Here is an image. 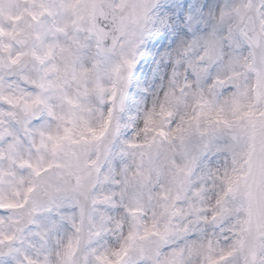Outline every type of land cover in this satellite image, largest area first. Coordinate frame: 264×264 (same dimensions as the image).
Instances as JSON below:
<instances>
[{
    "label": "snow or ice",
    "instance_id": "obj_1",
    "mask_svg": "<svg viewBox=\"0 0 264 264\" xmlns=\"http://www.w3.org/2000/svg\"><path fill=\"white\" fill-rule=\"evenodd\" d=\"M0 264H264V0H0Z\"/></svg>",
    "mask_w": 264,
    "mask_h": 264
},
{
    "label": "clouds",
    "instance_id": "obj_2",
    "mask_svg": "<svg viewBox=\"0 0 264 264\" xmlns=\"http://www.w3.org/2000/svg\"><path fill=\"white\" fill-rule=\"evenodd\" d=\"M167 6L171 0H162ZM164 8L162 7L161 11ZM173 37L165 33L159 36H153L146 44L145 55L139 60L138 66L132 78L129 88V107L134 109V101L143 100L142 107L150 108L153 101L162 98L163 92L168 87L172 68L169 67L171 61L163 57L165 49L171 50L174 45L171 43ZM140 127L137 122V129ZM134 131V130H133ZM71 212L72 209H67ZM109 236L112 233L108 234Z\"/></svg>",
    "mask_w": 264,
    "mask_h": 264
}]
</instances>
